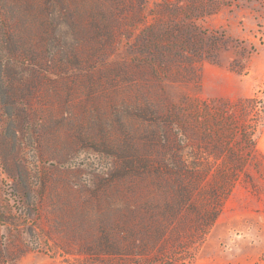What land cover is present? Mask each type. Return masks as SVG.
Returning a JSON list of instances; mask_svg holds the SVG:
<instances>
[{
  "label": "rangeland",
  "instance_id": "374dc122",
  "mask_svg": "<svg viewBox=\"0 0 264 264\" xmlns=\"http://www.w3.org/2000/svg\"><path fill=\"white\" fill-rule=\"evenodd\" d=\"M246 97L264 151V0H0V264H264V160L179 146Z\"/></svg>",
  "mask_w": 264,
  "mask_h": 264
},
{
  "label": "trees",
  "instance_id": "16d2710c",
  "mask_svg": "<svg viewBox=\"0 0 264 264\" xmlns=\"http://www.w3.org/2000/svg\"><path fill=\"white\" fill-rule=\"evenodd\" d=\"M218 103L219 107L210 101H201L194 104L195 107H203L192 114V119L196 123V130L193 137H189L183 130L179 138V146L181 149L188 147L193 149V168L196 173L200 174L198 176L208 170L207 163L204 162V155L211 154L212 148L228 149L223 156V165L228 164L230 167L219 170L222 176L223 190L225 194H228L234 182L238 180L239 173H243L245 178L248 177V174L243 170L247 161L257 165L259 157L264 160V151L257 147L254 137L256 127L261 123L263 115L261 114L262 106L255 97L242 98L236 102L222 100ZM250 112H255L256 117L246 121V117ZM237 115H239V120H236ZM166 121L170 123L169 118ZM239 123L240 125L237 127L235 124ZM164 136L165 167L167 173H169L171 171L169 158L171 139L168 131H165ZM232 140L236 143L235 151L231 149L234 147L231 144ZM238 148L241 151H246L240 154L237 152ZM186 167V162L181 160L178 168L184 171ZM180 190L185 193V188L182 185H180ZM222 205L221 199H217L214 194L211 195L210 193L207 209L203 210V207H195L194 204L188 206L202 220V231H205L215 221Z\"/></svg>",
  "mask_w": 264,
  "mask_h": 264
}]
</instances>
